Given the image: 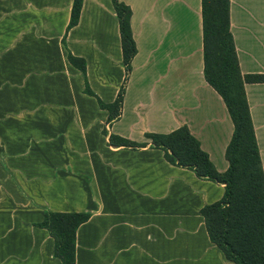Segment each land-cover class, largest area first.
<instances>
[{"label": "crops", "instance_id": "1", "mask_svg": "<svg viewBox=\"0 0 264 264\" xmlns=\"http://www.w3.org/2000/svg\"><path fill=\"white\" fill-rule=\"evenodd\" d=\"M0 0V264H62L39 227L45 210L90 213L76 264H235L201 211L225 187L170 164L163 150L112 147L105 130L151 144L187 126L220 173L234 123L204 75L202 0H122L138 53L121 119L108 127L126 71L113 0ZM244 75H264V0H231ZM83 59L87 77L69 60ZM264 168V83L246 84Z\"/></svg>", "mask_w": 264, "mask_h": 264}, {"label": "trees", "instance_id": "2", "mask_svg": "<svg viewBox=\"0 0 264 264\" xmlns=\"http://www.w3.org/2000/svg\"><path fill=\"white\" fill-rule=\"evenodd\" d=\"M84 0H75L68 31L80 21ZM120 25L124 83L116 101L105 104L86 81V92L95 97L101 109L110 113L108 127L123 115L124 100L133 60L138 53L132 30V9L122 0H113ZM204 29V75L206 81L223 98L232 121L234 135L226 151L229 169L220 173L200 141L183 126L170 134H150L151 144H139L114 136L105 130L109 144L115 148L163 150L166 160L179 168L195 172L198 178L225 187L224 198L201 211L211 241L235 264H264V168L246 94V84L264 83V75H244L232 34L231 0H202ZM70 62L85 78L83 59L69 55ZM90 213H55L45 210L39 227L55 240V256L62 264H76V238Z\"/></svg>", "mask_w": 264, "mask_h": 264}]
</instances>
